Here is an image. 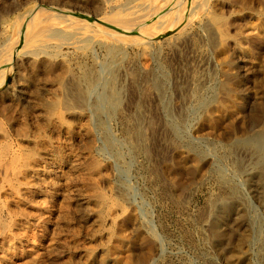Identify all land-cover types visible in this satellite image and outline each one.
<instances>
[{
    "label": "rangeland",
    "instance_id": "374dc122",
    "mask_svg": "<svg viewBox=\"0 0 264 264\" xmlns=\"http://www.w3.org/2000/svg\"><path fill=\"white\" fill-rule=\"evenodd\" d=\"M119 3L123 4L122 0L113 4ZM32 5L44 11L51 6L75 8L95 18L110 14L101 0H0V44L4 45V31V36L11 34ZM210 8L218 24L213 41L196 28L179 46H169L162 40L151 57L128 51L126 63L117 74L124 88L121 111L108 123L121 160L105 146L92 116L62 103L65 95L61 83L68 68L79 76L82 67L94 69L97 62L98 70L105 73L99 50L95 60L81 59L73 48L64 46L57 56L55 45L49 49L44 46L41 53L24 52L13 58L0 84V152L12 146L13 151L33 155L37 161L20 177V197L8 187L0 191V264H142L151 243L146 238L148 230L155 232L160 242L154 256L156 264H210L211 258L214 264H226L209 241L211 199L220 197H227L229 216L225 223L234 238L243 234L241 228L236 231L235 217L238 203H245L256 243L258 234L264 231V186L243 182L235 162L239 160L241 169L252 171L254 157L245 148L230 151L228 145L248 130L258 129L264 119V0H211ZM150 68L165 76L166 84L159 93L145 81L146 69ZM3 75L1 70L0 78ZM201 86L209 93L208 100L226 86L238 107L237 116L232 113L224 120L215 117V124H210L203 116L212 110L195 108L191 100V91ZM217 98L225 100L219 92ZM168 118L177 122L184 118L185 123H179L180 146L166 130ZM136 122L144 133L146 154L132 151L130 145ZM187 144L201 149L205 157L202 162L192 159ZM93 147L98 149L91 151ZM94 157L104 161L105 176L98 179L96 191L87 185V171L72 173L61 167V160L89 165ZM177 165H187L188 169L185 176L189 178L182 189L175 173ZM214 169H221L236 186L237 198H229L213 177ZM124 188L129 190L127 194ZM97 193L104 194L108 204L96 201ZM123 236L128 237L126 246L132 249L126 255L117 245ZM252 248L258 250L256 244ZM261 249L264 252V247ZM252 262L263 264L257 256Z\"/></svg>",
    "mask_w": 264,
    "mask_h": 264
},
{
    "label": "bare ground",
    "instance_id": "6f19581e",
    "mask_svg": "<svg viewBox=\"0 0 264 264\" xmlns=\"http://www.w3.org/2000/svg\"><path fill=\"white\" fill-rule=\"evenodd\" d=\"M101 1H102V5L107 10L110 11V14H103V16H100L99 18L92 17L89 14L75 8L74 9L72 8V10H70L62 6L61 7L51 6L50 8H48V10L45 9L46 11H44L40 9L39 6L36 5H32L31 7H28L23 12L22 16L20 17L21 19L19 20L17 25H15L14 31L11 34H7L8 36L7 35L4 36V33H6L5 31L2 34L4 38L3 39L4 45L0 44V71L2 70L4 75L0 78V84L1 81L4 80L8 72L7 68L10 67L13 58L21 53L22 54L24 52H26L25 54L29 52L41 53L42 52L41 49L44 48V46L48 47L49 49L52 45H55L54 47L57 56L60 55L61 53L60 51L64 46L68 49L73 48L74 51H76L77 56L81 59L82 58L94 59L96 58L95 57L96 52L99 50L103 55V65L101 69H105V73L103 72L101 73L100 70H98L100 67L99 65L100 63L97 62H95L97 68L95 67L94 69L81 66L82 67L81 74L79 76H77L76 75L77 73L75 74L71 70V68H68L66 70L65 81L61 83V89L65 95V98L63 99L62 103L69 108L72 107L79 108L82 111H85V114L88 113L89 116H92L97 123L96 126L98 128V131L100 130V134H102L101 139L103 140L105 146L109 147L115 152L116 154L115 156L117 157L116 159L121 160L122 158L121 153H119L118 151L119 148H116L115 140L109 132L108 123H110V121H112V119L116 115H118L121 111L122 102H123L122 94L124 88L121 87V85L118 83L117 78L120 73L119 71H122L121 69H123L126 63L127 60L126 57L128 51L135 50L137 56L139 57H145V58L151 57V55L156 53L155 49L157 47H160L159 43L162 42V40H164L165 43L168 44L169 46H177L178 44H181L186 40L190 39L192 31H194V29L196 28L204 34L205 36L204 38H207V40L211 42L216 38L214 33L216 18L210 15L211 0H127V1L125 0L126 2L124 3L122 0L123 4L119 3L118 5L113 4L116 0L114 2H112L111 0H101ZM216 25L218 26V24ZM44 51L45 50H43V52ZM37 53L35 54V56L37 55ZM4 68L6 69L4 70ZM133 75H135V73ZM164 77L162 78V76L160 77L159 75L155 74L154 70L150 68L148 71L146 69V76L144 78L146 79L145 81H147L150 84L151 88L158 91L159 93V91L163 90L162 88L166 84L165 83L166 80L164 79ZM195 86L197 85L195 84ZM202 87L203 86L195 87L194 90L191 91L192 92L191 100L193 101V105L195 108L198 109L203 108L204 110L209 109V111L212 110L211 112H205L206 115L203 116L208 121H210V124L212 125L215 124V120H216L215 117L222 119L232 113H235V115L237 116L236 113L238 111V107L235 104V102L232 100V98H230V94L226 89V86L225 88L222 87V91H218L222 98H224L225 96V100L223 101H218L219 100V98H217L218 92H215V94L212 95V98L208 100L206 95L208 96L209 93L205 92V90H202L201 89ZM212 93H214V91ZM213 102H216L214 103L216 104V106H213V104H211ZM260 115L262 116V114ZM183 120L184 118H180L179 121L177 122L173 118H168V121H166L165 123L166 130L168 131V133L172 135L171 137H173L172 138L173 141L178 146L181 145V132H182L181 131L182 125H180L179 123L181 122L185 123ZM211 121H213L214 123ZM260 121L262 124L260 127L258 126L259 127L258 129L256 130L254 129L250 131L246 130L247 132L245 133V136L240 137L236 140H232L233 142H231L230 140L231 143L228 140L226 141V143L227 142L230 143L228 145V149L230 151L234 150L235 148H245L251 153V156L254 157L252 171L241 169L242 168L241 162L238 160V158H237L238 161H236L235 163L237 166L236 169L240 170L244 176L243 182L246 185L258 186V187L264 186V119ZM130 132L132 131H129V133ZM132 134H133L132 137H134L133 138L134 140L132 138H131L132 141L130 140L131 142L130 145L131 148L133 149L132 151L136 150V153L140 152L139 154L145 153L147 149L144 142L145 137H144V133L142 132V130L138 125V122L134 124V132ZM230 138L232 139V137ZM94 140L95 138L92 135L91 141L93 142ZM11 147L12 146L10 147L7 146L4 150L2 148L3 151L0 152V184H1L0 191L3 190L5 187H8L12 192V194L16 195L17 197H20L21 185L23 184L20 177L21 175L25 174L26 170L29 167L31 168L32 164L35 163L37 159L35 158V156L30 154H26V153L22 154L21 153L22 151L21 152H18L16 150L13 151ZM37 147L39 148V145H37ZM187 148L193 154L192 159L194 161L202 162L204 160L205 157L200 151L201 149L198 150L196 146H194V144L193 145L187 144ZM96 149L98 148L96 147ZM96 149L95 147H93L91 148V151H94ZM236 153L237 152H235V154ZM246 154L249 153L246 152ZM23 155H25V157H23ZM229 155L231 154L229 153ZM90 160L91 162L89 163V165H85L77 162H72L69 164V162L66 163L61 160L62 163L61 167L62 166L67 167L68 168L67 171L72 173L83 174V171H87V174H85L87 175L86 180H88L87 185L89 184V187L91 189H95L96 191L97 188L96 183L97 184L99 183L97 182L98 179L100 180L102 178L103 180V178L105 177L103 174L104 161L102 162V160L95 157L90 158ZM186 166L177 165L175 169L176 177L178 178V184L181 189L184 187V183L189 178V177L186 178L185 176ZM25 168L27 169L25 170ZM68 177L70 178V176ZM213 177L216 179L219 185H221L224 188V190H226L229 198L238 197V189L236 188L235 185H233V183L227 180L225 174L221 169H214ZM106 179L108 178L106 177ZM124 190L126 194L129 191L127 188H124ZM123 197H125V194L123 195ZM95 198L96 201H99L100 203L108 204V198L104 194L102 195L101 193H97ZM226 198L220 197V198H215L213 200L211 199V206L209 212L210 220L208 225V229L210 231L211 236H210V240L209 239L208 240L211 241V243L216 247L217 252L222 258H224L226 264H253L252 258L255 256L259 257L264 264V252L261 249V247L262 248L264 247L263 246L264 231H261L258 234L255 243L253 241L252 228H251L253 224L251 223L250 218L248 216L249 213H247L248 208L246 207L245 203L240 200L241 202L238 203L240 207H238V213L237 216L235 217V224H237L238 226L236 231L238 232V229L241 228L243 229V234L238 236L237 238L232 237V234L228 233L227 226L225 223V220L228 219L229 216V213L226 211L225 208L227 206L226 203H228L227 202L228 200ZM262 203L264 206L263 196H262ZM117 204H119V202ZM117 204L113 203V205L115 206ZM4 227L6 228V226ZM146 238L149 241H151V243L150 246H148V248L146 249L145 255L142 256L143 260L141 263L146 264L149 261L154 260L151 264H156L157 260L154 259V256L156 254L155 253L156 250L160 247L159 238L157 237L155 232L151 230L147 231ZM128 241L129 239L127 236H123L118 239V244H117L118 248H121L120 252L124 255L131 253L132 251L130 247L126 246ZM254 244L258 246L257 248L258 250H256V252L252 250ZM195 248L196 247H194V249ZM209 260L211 261L212 264H214V259L211 258Z\"/></svg>",
    "mask_w": 264,
    "mask_h": 264
}]
</instances>
